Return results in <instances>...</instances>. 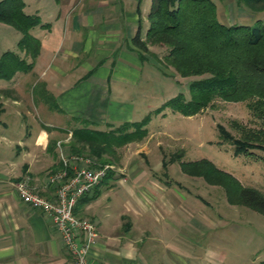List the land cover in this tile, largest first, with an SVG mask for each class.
Masks as SVG:
<instances>
[{
  "label": "crops",
  "instance_id": "0c3cea01",
  "mask_svg": "<svg viewBox=\"0 0 264 264\" xmlns=\"http://www.w3.org/2000/svg\"><path fill=\"white\" fill-rule=\"evenodd\" d=\"M22 1L24 13L37 16L39 20L30 30L40 42L33 66V69L38 68L39 63L40 73L35 81L47 79V84L57 89L54 101L58 119L44 121L36 127L23 122L18 126L20 135L17 133V136L9 131L8 120L0 119V132L10 135L5 137L7 142L0 145V264H67L70 256L50 219L21 201L15 183L25 180L30 188L53 199L47 179L60 167L58 141L65 154H79L71 149L72 144L80 149L81 143L72 136L74 130L84 127L108 132L123 123L135 122L134 105L124 97L141 82L144 69L149 82L161 71L132 41L137 33L141 40L146 38L151 0ZM240 1L243 2L237 0ZM227 10L226 7L225 12ZM232 23L229 17L226 24ZM154 46L148 45L151 52L148 54L155 53ZM3 89L0 88V118L5 114L25 118L29 104L24 95L18 90L9 93V89ZM141 141L133 139L127 144L137 145ZM160 143L158 141L157 145ZM84 155L95 163L111 165L100 161L103 156ZM155 168L158 169L159 164ZM140 171L130 167L126 177H119L116 182L121 184V179L128 181L130 177L138 181L143 176ZM109 172L112 178L113 170ZM95 189L79 198L75 206L76 215L92 220L97 227V241L89 253L92 264H221V256L200 243L197 253H189L181 247L189 243L178 227V232L169 237L171 240L150 235L148 240L152 244L148 246L143 238V234L148 236L147 231L144 233L141 226L136 227L137 220L128 219L126 213H119L118 220L112 223L101 220L102 217L96 215L101 193ZM122 193L127 212L132 211L137 216L142 208L152 211L161 199L170 210L177 208L168 192ZM173 226L171 223V228ZM158 242L163 245V252L153 259L151 253Z\"/></svg>",
  "mask_w": 264,
  "mask_h": 264
},
{
  "label": "rangeland",
  "instance_id": "374dc122",
  "mask_svg": "<svg viewBox=\"0 0 264 264\" xmlns=\"http://www.w3.org/2000/svg\"><path fill=\"white\" fill-rule=\"evenodd\" d=\"M212 1L216 4L219 20L224 23L230 17L235 24L264 26V10L250 7L247 0L239 3L237 0H223L221 4L220 0ZM19 36L21 33L13 26L0 21V56L5 51L17 49ZM153 48L155 55L147 53V59L155 62L161 71H157L149 82L144 69L141 82L124 97L134 105L135 122L149 115L145 126L147 133L137 145H128L127 142L101 151V158L112 166L113 176L107 177L95 189L101 193L96 215L112 223L118 220L119 213H126L128 219L137 220L136 227L141 226L144 233L147 231L148 236L143 234V238L148 246L152 244L148 240L150 235L171 240L169 237L178 232V227L189 243L181 247L189 253L199 252L197 244L200 243L220 255L221 264H264V215L232 201L239 185L264 196V122L245 102H226L219 98L191 116L171 113L169 107L157 114L155 110L174 95L181 92L188 98V84L198 77H180L164 58L167 48L161 45ZM39 66L38 63V68L29 73L17 72L13 80L0 79V88L9 89V93L18 90L29 104L25 118L14 114L0 118L8 120V129L13 135H20L18 126L23 122L36 127L44 121L58 119L54 101L57 89L47 84V79L35 81L40 73ZM218 125L228 131L231 140L221 134ZM149 135L148 139L145 138ZM9 136L1 131L0 145H4L7 142L5 137ZM236 139L254 147L246 153H237ZM158 141L160 145H157ZM79 147L84 149V154L90 153L88 144L80 143ZM84 154L78 155L88 158ZM192 163L197 164V170L203 173L192 172ZM130 167L136 171L141 169L143 176L138 181L130 177L128 181L121 179V184L117 183L119 177H126ZM131 191L168 192L177 208L170 210L161 199L152 211L142 208L137 216L132 211L127 212L123 203L126 198L122 192ZM159 243L151 253L153 259L163 252V245Z\"/></svg>",
  "mask_w": 264,
  "mask_h": 264
},
{
  "label": "trees",
  "instance_id": "16d2710c",
  "mask_svg": "<svg viewBox=\"0 0 264 264\" xmlns=\"http://www.w3.org/2000/svg\"><path fill=\"white\" fill-rule=\"evenodd\" d=\"M247 2L250 7L264 10V0ZM23 7L22 0H0V21L21 33L17 49L5 51L0 56V79L3 80L12 78L17 72L31 71L38 55L40 42L30 30L39 24V20L37 16L25 14ZM148 16L146 38L141 40L137 33L132 38L134 45L141 53H151L148 45L164 46L167 48L164 58L175 73L180 77H198L188 84V98L180 92L163 103L157 113L169 107L191 116L219 98L226 102H245L264 122L263 25L226 24L219 20L212 0H151ZM148 120L149 115L139 122L123 123L108 132L78 128L72 136L78 142L88 144L91 154L101 157V151L115 144L124 145L133 139H142L147 133ZM218 128L231 140L228 131L221 125ZM234 143L239 148L237 153L248 152L254 147L244 140L236 139ZM71 149L84 153V149L77 150L73 144ZM196 166L192 163L188 170L202 174ZM110 173L108 171L101 183ZM234 194L232 201L264 215L261 193L239 185Z\"/></svg>",
  "mask_w": 264,
  "mask_h": 264
},
{
  "label": "built area",
  "instance_id": "2783aa9c",
  "mask_svg": "<svg viewBox=\"0 0 264 264\" xmlns=\"http://www.w3.org/2000/svg\"><path fill=\"white\" fill-rule=\"evenodd\" d=\"M56 146L60 167L52 171L47 179L54 198L41 195L25 180L16 182L15 189L24 204L50 219L70 256L67 264H92L89 253L97 241V227L92 220L76 215L74 210L79 198L94 190L112 166L95 163L78 154H65L60 141Z\"/></svg>",
  "mask_w": 264,
  "mask_h": 264
}]
</instances>
